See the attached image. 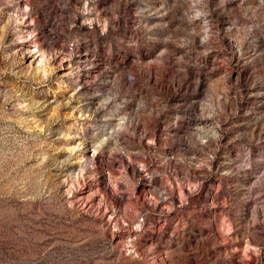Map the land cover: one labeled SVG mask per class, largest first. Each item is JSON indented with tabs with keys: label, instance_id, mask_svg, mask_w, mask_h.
Masks as SVG:
<instances>
[{
	"label": "rangeland",
	"instance_id": "obj_1",
	"mask_svg": "<svg viewBox=\"0 0 264 264\" xmlns=\"http://www.w3.org/2000/svg\"><path fill=\"white\" fill-rule=\"evenodd\" d=\"M0 264H264V0H0Z\"/></svg>",
	"mask_w": 264,
	"mask_h": 264
}]
</instances>
